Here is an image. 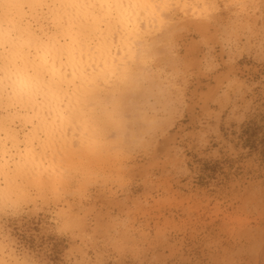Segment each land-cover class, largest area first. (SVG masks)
Segmentation results:
<instances>
[{
	"label": "clouds",
	"instance_id": "clouds-1",
	"mask_svg": "<svg viewBox=\"0 0 264 264\" xmlns=\"http://www.w3.org/2000/svg\"><path fill=\"white\" fill-rule=\"evenodd\" d=\"M0 264H264V0H0Z\"/></svg>",
	"mask_w": 264,
	"mask_h": 264
}]
</instances>
